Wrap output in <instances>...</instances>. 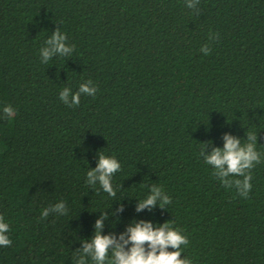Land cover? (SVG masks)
Wrapping results in <instances>:
<instances>
[{
    "label": "trees",
    "instance_id": "1",
    "mask_svg": "<svg viewBox=\"0 0 264 264\" xmlns=\"http://www.w3.org/2000/svg\"><path fill=\"white\" fill-rule=\"evenodd\" d=\"M187 2L0 0V264H74L102 217L117 240L133 221L172 222L193 264H264V0ZM58 28L75 48L42 63ZM88 80L95 96L59 99ZM248 130L262 160L244 198L200 153ZM99 152L121 163L116 197L86 183ZM153 185L172 203L137 211ZM61 201L67 215L42 218Z\"/></svg>",
    "mask_w": 264,
    "mask_h": 264
},
{
    "label": "clouds",
    "instance_id": "2",
    "mask_svg": "<svg viewBox=\"0 0 264 264\" xmlns=\"http://www.w3.org/2000/svg\"><path fill=\"white\" fill-rule=\"evenodd\" d=\"M197 4H199V0H194V2L189 0L185 6L195 9ZM66 41L67 35L58 28L45 41L48 46L40 50L42 63H47L57 53L61 56L72 53L75 45L69 46ZM201 51L205 55H209L211 49L208 45H204ZM96 92L97 88L93 86V81L88 80L86 83H82L75 93L70 87H64L60 92L59 99L69 107L79 106L82 94L95 96ZM14 111L11 105L3 107L5 118H11ZM246 137V140L242 142L241 139L226 134L223 137L225 143L222 149L214 148L207 155L203 151L200 153L204 162L212 166L213 175L226 188L235 186L240 196L244 198L248 197L253 187L251 170L262 160L261 153L257 151L258 135L248 130ZM210 143L212 142L209 141L208 144ZM208 144H202L201 149L207 148ZM98 156L97 166L91 168L86 174V183L92 188L99 184L103 192L111 197H116L117 192L113 185V177L121 170V163L115 155L110 156L99 152ZM230 177H243V179H231ZM158 200L161 208L172 203L171 197L160 186L153 185L151 193L140 200L136 210L154 208ZM53 211L60 213V215H67L66 203L61 201L53 207L45 208L41 214L42 218H47ZM103 219L104 217L96 221V231L90 242L83 240V248L75 251L74 264H193V261L188 257L181 259L183 253L181 246H187L189 240L186 235L182 234L180 228L173 226L172 222L167 221L162 225L154 226L149 221H133L127 232L121 234L117 240L115 235L102 233ZM9 230V224L5 222L4 216L0 215V246L5 248L12 244L7 235ZM170 248L173 251H169Z\"/></svg>",
    "mask_w": 264,
    "mask_h": 264
}]
</instances>
